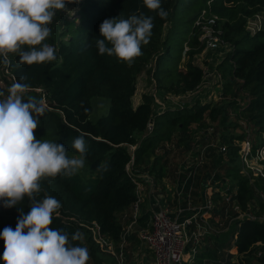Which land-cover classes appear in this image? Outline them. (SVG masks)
I'll list each match as a JSON object with an SVG mask.
<instances>
[{
	"label": "trees",
	"instance_id": "trees-1",
	"mask_svg": "<svg viewBox=\"0 0 264 264\" xmlns=\"http://www.w3.org/2000/svg\"><path fill=\"white\" fill-rule=\"evenodd\" d=\"M160 5L167 12L165 18L157 14L159 10H149L143 0H84L74 15L64 16L57 10L48 25L51 35L45 43L58 46L61 43L62 65L51 62L28 65L20 62L17 55H9L8 68L16 81L25 76L20 82L27 84V89L48 90L51 108L42 105L36 92L24 94L25 100L35 98L43 109L40 124L34 130L36 139L63 143L70 157L79 155L72 147L77 137L82 136L86 144L85 168L89 173L78 172L70 178L58 175L51 182L42 180L41 192L37 195V199L50 195L61 202L62 207L53 214L50 227L67 232L72 245L92 248L98 233L120 242L121 215L138 200L137 185L127 171L131 160L129 143L138 144L135 166L145 165L152 158L153 171L161 177L163 157L158 154L161 143L173 140L177 132H187L193 124H201L207 112L215 120L218 113L226 114L229 107H234L253 128L255 136L260 137L264 132V28L255 34L248 30L249 19L264 10V0H160ZM204 11L207 15L219 16L222 38L232 46L223 61V64L230 63L227 73L223 74L226 77L224 94L236 96L247 91L249 102L211 104L198 100L192 105L158 112L152 95L144 94L143 102L135 107L133 96L143 72H148L159 91L185 94L200 87L204 69L196 63V56L204 46L195 23ZM133 14L153 18L152 34L149 42L141 46L142 55L130 66L115 56L99 55L95 41L103 38L99 31L103 20L127 19ZM3 90L0 83V93ZM95 97L108 98L110 107L105 115L92 120ZM152 116L154 130L147 134ZM225 121L223 117L222 122ZM245 136L244 127L241 134L224 137L228 141L226 156L232 164L225 177L237 183L239 202L244 208L251 200L264 208V197L257 191H264L263 178L256 177L252 183L241 173V165L234 166V162H240V145L236 142ZM21 209L24 214L30 211L28 197L11 208H5L0 201V232L5 227L15 229ZM77 231L84 234L83 242L71 239ZM257 242H264V223L245 220L233 251L242 258L253 250H264V246L256 247ZM3 252L4 240L0 239V256ZM259 259L264 261V255Z\"/></svg>",
	"mask_w": 264,
	"mask_h": 264
},
{
	"label": "clouds",
	"instance_id": "clouds-1",
	"mask_svg": "<svg viewBox=\"0 0 264 264\" xmlns=\"http://www.w3.org/2000/svg\"><path fill=\"white\" fill-rule=\"evenodd\" d=\"M77 0H0V63H9L15 54L20 62L32 65L57 59L54 46L45 43L51 35V24L57 10L67 12L68 3ZM145 6L158 11L161 18L167 12L160 0H143ZM153 18L131 15L127 19L116 17L103 20L99 25L102 39L95 41L99 55L115 56L127 62L142 55L141 46L147 44L152 34ZM27 46V48H25ZM21 76L9 89L6 99H0V201L11 208L28 197L30 211L20 210L13 230L5 227L0 232L4 240L3 264H87L88 249L72 245L69 234L50 227L53 214L62 204L55 197L46 195L37 199L41 181L72 177L85 166L86 144L77 137L72 147L78 156H69L63 143L38 140L34 130L40 124L43 109L35 98H24L27 84ZM2 95V94H0ZM72 240L83 242L80 231Z\"/></svg>",
	"mask_w": 264,
	"mask_h": 264
},
{
	"label": "built area",
	"instance_id": "built-area-1",
	"mask_svg": "<svg viewBox=\"0 0 264 264\" xmlns=\"http://www.w3.org/2000/svg\"><path fill=\"white\" fill-rule=\"evenodd\" d=\"M257 15V14H256ZM255 15V16H256ZM254 16V17H255ZM258 16V15H257ZM219 16L216 14L207 15L204 11L203 14L196 20L197 35L203 44L204 48L217 49L220 45L226 41L222 38V29L218 25ZM250 20V19H249ZM249 26V22H248ZM261 28L256 30L259 31ZM10 63V59H9ZM9 63L4 64L0 68L5 74L10 73L12 76V83L16 81L12 71L8 68ZM221 76V75H220ZM222 77V76H221ZM204 81V80H203ZM1 82V81H0ZM38 91H42V105L47 108H51L47 99V94L42 88H35ZM153 97L159 95L158 88ZM2 94V93H0ZM248 128L249 125H247ZM154 130V117L152 116L147 124L146 133L150 134ZM252 133L246 128V136L239 143L240 148L238 153L240 155L241 173L247 175L251 182H255L256 177H261L264 180V132L260 137H252ZM255 135V134H253ZM138 144H128L131 160L128 163L127 171L131 175L132 180L136 183V191L138 194V200L133 209V215L136 218L139 210V182L138 175L139 170L134 164L135 150ZM196 150L200 153L197 157L198 161H195V168L191 172H194L205 157V151L210 147H215L220 153L226 155L227 144L220 140L215 143L201 144ZM214 181V180H213ZM210 180V182L213 183ZM220 183L219 186L208 190L207 198L204 203L193 205L188 203L185 208H179L175 215L170 214L166 208H159L154 211L152 215L151 226L139 233V238L142 243L145 244L152 252L155 260V264H194L196 261V255L199 252L200 245L204 242L206 237L210 235L221 236L226 232H230L233 229V247L237 240L240 226L243 221L251 220L255 222L264 223V208L260 206V203L256 200H251L247 203V207L244 208L240 204L238 198V185L229 177H224L216 181ZM261 198L264 197V191L258 190ZM214 195H219V202L222 204V217L218 223H214L210 220V213L213 212L218 202L214 199ZM184 214L187 216L183 217ZM98 237L95 238L96 242H99L102 246H109L112 249L115 243L108 236L98 233ZM123 235H121L122 240ZM264 246V242H257L256 247ZM233 247L229 250L238 257L233 251ZM228 253V251H227ZM264 255V250L259 249L258 257ZM243 256V255H242ZM230 264H239L237 262ZM258 264H264V261L259 259Z\"/></svg>",
	"mask_w": 264,
	"mask_h": 264
},
{
	"label": "rangeland",
	"instance_id": "rangeland-1",
	"mask_svg": "<svg viewBox=\"0 0 264 264\" xmlns=\"http://www.w3.org/2000/svg\"><path fill=\"white\" fill-rule=\"evenodd\" d=\"M84 0H77L75 3H68L67 12L59 10L61 14L64 16L74 15L76 14L83 6ZM258 15V16H257ZM255 17L250 18L249 20V26L248 30L252 33H254L259 28H264V10L259 12ZM78 22V21H77ZM251 33V34H252ZM56 36H59V33L56 34ZM67 38H65L66 40ZM59 46H62L60 42ZM51 46H54L56 49V55L57 59L55 61H52L51 63L55 66L62 65V56L59 53V46L57 44H50ZM232 50L231 43L225 42L222 45L219 46L217 49H209L204 48L201 53H199L196 56V63L203 67L204 69V82L194 91H189L185 94H175L170 93L166 91H160L161 95L157 94L158 96H161L162 100L165 101V106H175V107H181L186 104L192 105L195 104L196 101H200L202 103L209 102L211 104H220L221 102H238L239 104H245L246 102H249L250 97L247 94V91H242L238 93L236 96L232 94L225 95L224 94V86L226 82V77L223 75L224 73H227V70L229 68L230 63L223 64V61L227 57L228 53ZM4 73L0 72V83L3 87V93L0 95V99H6L9 94V89L13 85L12 83V76L10 73ZM222 77H221V76ZM237 83L241 82L240 80H236ZM153 83V84H152ZM42 88L43 91L47 94V99L49 97L48 90L44 87H38ZM155 84L154 81H152L151 76L148 74V72H143L138 77V90L136 92L137 96L135 97V100H138L142 92H149L148 94L157 93L156 90H154ZM36 92L38 99L42 103V98L40 99V96H42V91H38L37 89H26L25 93L27 92ZM24 93V94H25ZM142 99V97H141ZM44 102V101H43ZM50 103V101H48ZM92 103L94 106L93 113L91 115L92 120H96L102 115H105L110 107V100L108 98L104 97H95L92 99ZM229 103V104H230ZM43 104V103H42ZM209 112L206 113V117L203 120L201 124H193L191 125L190 129L187 132L182 133H176L175 138L167 142H162L159 149L158 154L163 157L162 161V167L163 169L167 168L172 163H184L186 162L190 157L188 154H192L193 151L197 150L201 144H209L210 142L217 143L219 140L221 142H226L227 144V138H224L227 136V134H241V132L244 130V127L249 129L252 133V137H255L253 128H248V124L246 123V120L242 115L237 111H235L234 107H229L226 114L218 113V117L215 120H211L208 117ZM225 118L226 121L222 122V118ZM243 128H241V125ZM250 127V126H249ZM242 141V140H241ZM241 141H237L236 143L239 144ZM212 150V151H211ZM215 147H210L211 153L209 151H205V161H207L208 169L206 171L209 172V175L205 172V174L209 177L211 176L210 180L213 181L216 178H221L224 176H227L228 168L232 166V164L229 163V158L225 155L220 153H217ZM194 154V153H193ZM196 159V158H195ZM194 159V161H195ZM198 161V159H196ZM212 162L214 164V168H212ZM241 165L239 160L234 162V166ZM81 174L85 175L89 172L86 170L85 166L82 170L79 171ZM169 172V171H167ZM219 173V175H217ZM209 180V181H210ZM122 216V215H121ZM122 220V217H121ZM122 220V224H123ZM233 229L231 233L225 234L224 236H229V243H230V236L232 235ZM123 242H119L120 246L124 247V243L126 246V232H124L123 229ZM93 240V247L88 248L90 259L88 260L87 264H137L138 256L136 257L135 254L129 252L128 257L126 256L125 252L123 253L122 249L118 250L117 246L113 244L112 247V253L113 258L107 259L108 252L106 249L109 246H102L99 242H94ZM115 242V241H114ZM116 243V242H115ZM117 244V243H116ZM115 246V247H114ZM103 247V248H101ZM93 251H96L95 253ZM107 256V257H106ZM200 260L197 261V264H200ZM259 257H258V251L253 250L250 254L247 256H243L242 258H237V263L239 264H258Z\"/></svg>",
	"mask_w": 264,
	"mask_h": 264
},
{
	"label": "crops",
	"instance_id": "crops-1",
	"mask_svg": "<svg viewBox=\"0 0 264 264\" xmlns=\"http://www.w3.org/2000/svg\"><path fill=\"white\" fill-rule=\"evenodd\" d=\"M148 93L143 91L141 95L142 99L140 97L138 100H135V97L137 96L135 93L133 96L134 106L136 107L142 103L143 95ZM159 95H161L160 92ZM152 99L154 109L158 112L169 108H177L173 105L165 106L166 102L162 100L161 96L154 98L152 95ZM165 142L169 143L170 141ZM207 150L209 153L212 151H210V148ZM217 153L219 152L217 151ZM199 155L200 153L195 150L192 154H188L190 158L186 162L170 164L167 168L163 169L161 177L156 176V172L153 171L152 158H150V161L145 165L136 166L139 170L138 182L140 185L138 216L135 218L133 215L135 204H132L122 214L121 217L124 222L123 229L124 232H126L127 244L125 246L124 243V247H122L119 242H116L117 244L114 243V245L117 246L118 250L122 249L123 253L125 252L127 257L129 252L135 254L136 257L138 256L137 264H155L154 256L151 250L143 244L139 238V233L151 226L154 211L163 207L166 208L170 214L175 215L179 208H185L188 203L193 205L204 203L207 198V192H209L208 190L220 185L219 182L216 184V181L219 180L218 178H216L212 183L209 181L211 176L208 177L205 174L206 172L209 175V172L206 171V169H208V165L207 161L204 162L205 157L203 162L196 167L194 172L191 174L196 166L195 164H197L195 161ZM211 166L214 168L213 162ZM214 199L218 202V205L216 209L210 213V220L214 223H218L223 214L222 204L219 202L217 195H214ZM185 216H187V214L183 215V217ZM228 233L230 232H226L221 236L210 235L206 237L204 242L200 245L194 264H197L198 260H200V264H230L237 262V256L229 253V250L233 247V234L230 236L229 243V236H224ZM121 242H123V240ZM106 251L108 252V257L106 256L107 259L113 258V253L111 252L112 250L107 248Z\"/></svg>",
	"mask_w": 264,
	"mask_h": 264
}]
</instances>
